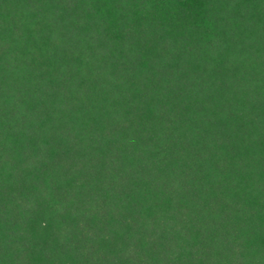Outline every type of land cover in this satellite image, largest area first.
<instances>
[{
    "label": "trees",
    "instance_id": "1",
    "mask_svg": "<svg viewBox=\"0 0 264 264\" xmlns=\"http://www.w3.org/2000/svg\"><path fill=\"white\" fill-rule=\"evenodd\" d=\"M0 264H264V0H0Z\"/></svg>",
    "mask_w": 264,
    "mask_h": 264
}]
</instances>
